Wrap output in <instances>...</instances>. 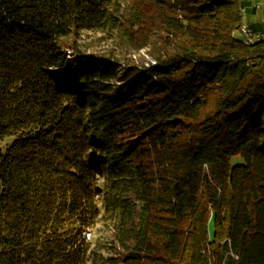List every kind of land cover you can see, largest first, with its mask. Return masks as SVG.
Listing matches in <instances>:
<instances>
[{
    "label": "trees",
    "instance_id": "1",
    "mask_svg": "<svg viewBox=\"0 0 264 264\" xmlns=\"http://www.w3.org/2000/svg\"><path fill=\"white\" fill-rule=\"evenodd\" d=\"M240 23L239 0H0V264H264V41Z\"/></svg>",
    "mask_w": 264,
    "mask_h": 264
},
{
    "label": "rangeland",
    "instance_id": "2",
    "mask_svg": "<svg viewBox=\"0 0 264 264\" xmlns=\"http://www.w3.org/2000/svg\"><path fill=\"white\" fill-rule=\"evenodd\" d=\"M105 35H107L106 33H101L99 31H88V32H83L81 35V42H83L84 47L88 48V51H95V52H108L111 47L114 46V42L111 40V38H107L105 37ZM67 57L71 58L72 57V53L70 51H67L66 53ZM119 58L120 61H122V63H128L131 60H135V62L140 63L141 61L144 62V65L147 64L148 61V57L146 56V54L144 53L143 49H140L139 51L133 52V53H119ZM118 85L123 86L124 84L122 82L118 83ZM235 156L230 158V163H234L235 161ZM108 168L106 165H104L103 163H101L100 169H99V176L100 178L103 177L108 171ZM102 224L101 221L99 220V218L96 219L94 225L92 228H90L89 232V237L87 239L91 240L90 241V248H96V238H98L99 236L103 237V240H106L105 237L106 235H104V232L102 233ZM100 242H102L100 240ZM106 242V241H105ZM105 253V251H104ZM89 262L86 261V264H88Z\"/></svg>",
    "mask_w": 264,
    "mask_h": 264
},
{
    "label": "crops",
    "instance_id": "3",
    "mask_svg": "<svg viewBox=\"0 0 264 264\" xmlns=\"http://www.w3.org/2000/svg\"><path fill=\"white\" fill-rule=\"evenodd\" d=\"M239 6L242 23L255 30H264V0H239Z\"/></svg>",
    "mask_w": 264,
    "mask_h": 264
},
{
    "label": "built area",
    "instance_id": "4",
    "mask_svg": "<svg viewBox=\"0 0 264 264\" xmlns=\"http://www.w3.org/2000/svg\"><path fill=\"white\" fill-rule=\"evenodd\" d=\"M264 21V19H263ZM246 36V44H252L254 43V36H261V30H255L252 27L248 26L245 28V34ZM262 41H264V38L262 37ZM85 238L89 237V230L84 232Z\"/></svg>",
    "mask_w": 264,
    "mask_h": 264
},
{
    "label": "bare ground",
    "instance_id": "5",
    "mask_svg": "<svg viewBox=\"0 0 264 264\" xmlns=\"http://www.w3.org/2000/svg\"><path fill=\"white\" fill-rule=\"evenodd\" d=\"M247 27H248L247 24H244L241 22L239 27L236 29V32L238 34L237 36L240 38L241 42L244 44H246V36L243 34H245V28ZM262 37L264 38V30H261V36H254V42L262 41Z\"/></svg>",
    "mask_w": 264,
    "mask_h": 264
}]
</instances>
